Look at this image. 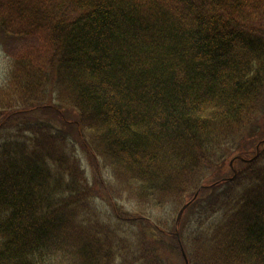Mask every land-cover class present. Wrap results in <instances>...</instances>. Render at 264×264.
I'll return each mask as SVG.
<instances>
[{"label":"trees","instance_id":"trees-1","mask_svg":"<svg viewBox=\"0 0 264 264\" xmlns=\"http://www.w3.org/2000/svg\"><path fill=\"white\" fill-rule=\"evenodd\" d=\"M49 1L0 0L1 34L43 28L51 51L0 85V264H264V28L236 19L243 0ZM53 99L145 214L114 204L105 224L55 126L5 139Z\"/></svg>","mask_w":264,"mask_h":264},{"label":"rangeland","instance_id":"rangeland-1","mask_svg":"<svg viewBox=\"0 0 264 264\" xmlns=\"http://www.w3.org/2000/svg\"><path fill=\"white\" fill-rule=\"evenodd\" d=\"M245 1L247 3H245ZM243 0L241 5L233 12L234 16L238 21L248 26H257L264 28V3L259 4L257 0ZM50 3V1L48 0ZM55 0L53 1V3ZM258 2V3H257ZM51 51L49 50V40L47 31L39 29L35 32L28 33H12L6 31L5 35L0 32V85L6 78V72L10 67V59L17 58V56L29 55L35 62H40L43 65L47 64ZM49 106H40V108H32L26 113H22L19 118L12 115L17 119V126H11L9 129L2 130L5 139L16 140V136L21 140L22 136L28 132L25 127L30 119L47 122L56 128L65 132L68 136L70 145L76 150L77 156L81 160V167L84 168L85 177L89 183L92 184L91 191L94 190L95 195L93 196L94 203L96 205L95 211L98 217L107 224H117L118 221L112 206L116 204V207H122L124 210L132 214L142 213L139 211L138 199L135 198L128 190H124L123 186H119L117 182L112 178V171L109 166L103 164L102 158L99 156H93L88 153L83 147L84 140L77 134V126L74 125V121L77 119V114L74 109L68 107L65 104H59L55 99L49 103ZM261 117L262 128H252L254 134L253 137L261 135L264 137V99L261 104ZM20 115V114H19ZM255 127V126H254ZM252 132L248 134L252 137ZM19 135L20 138H19ZM248 141H250L248 139ZM229 172L228 162L223 166L220 176H227ZM213 175H207L206 180L213 179ZM206 196V195H205ZM148 216V214H146ZM164 215L163 210L154 209L153 213L150 214L152 218H157ZM188 216V213H186ZM164 217V216H163ZM214 218H218L215 215ZM214 220V219H211ZM127 225H124L126 227ZM139 228L143 224L137 225ZM137 226H133L136 229ZM171 264H182L179 257L174 256L169 260Z\"/></svg>","mask_w":264,"mask_h":264},{"label":"water","instance_id":"water-1","mask_svg":"<svg viewBox=\"0 0 264 264\" xmlns=\"http://www.w3.org/2000/svg\"><path fill=\"white\" fill-rule=\"evenodd\" d=\"M180 249L182 250V255H183L184 261H186V263H188V261L186 260V255H185L184 250L182 249V247H180Z\"/></svg>","mask_w":264,"mask_h":264}]
</instances>
